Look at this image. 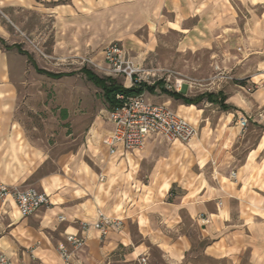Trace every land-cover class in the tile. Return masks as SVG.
<instances>
[{
  "label": "rangeland",
  "instance_id": "rangeland-1",
  "mask_svg": "<svg viewBox=\"0 0 264 264\" xmlns=\"http://www.w3.org/2000/svg\"><path fill=\"white\" fill-rule=\"evenodd\" d=\"M62 2L0 0V183L13 188H38L40 177L58 171L59 158L79 153L89 167L95 188L120 194L127 200L128 189L135 192L136 188L126 184V180L137 178L148 184L160 165L175 178L190 181L209 178L214 170L231 176L235 172L229 167L246 163L250 147L262 137L264 124L253 121V116H245L248 124L240 130L232 148L235 161L218 167L205 150L208 142L214 141V134L211 130L205 134V129L217 125L221 107L208 102L207 94L250 96L264 87V0L254 6L244 0H190L189 9L188 3L180 0L177 12L165 7L146 23L116 17L103 19L105 24L98 31L107 37H98L93 48L89 45L82 54L67 57L52 53L54 21L50 9ZM110 44H117L123 58L140 69V82H160L187 98L202 97L195 105L202 115L194 125L195 140L182 144L152 133L135 152L109 153L103 144L110 129L109 106L102 88L88 74L112 78L125 87L133 84L124 76L113 74L103 61V50ZM179 80L181 86L176 90ZM150 94L147 90L142 93L153 103L163 102L155 100L157 96L168 97L158 87ZM257 109L260 118L264 105ZM196 143H200L198 147ZM130 154L139 162L135 163ZM172 188V195L160 196L163 201L173 202L182 195L177 183H172ZM0 204L10 205L13 201L0 199ZM122 215L118 214L122 227L125 223L137 239L135 222ZM180 215L183 232L197 236V225L190 222L184 210ZM28 217L17 212L13 218ZM43 233L51 240L58 235L56 231ZM202 247L200 241L196 251ZM148 252L145 264H164L156 248L149 247ZM19 256L23 258L24 254L19 252ZM27 257L23 260H30V252Z\"/></svg>",
  "mask_w": 264,
  "mask_h": 264
},
{
  "label": "crops",
  "instance_id": "crops-1",
  "mask_svg": "<svg viewBox=\"0 0 264 264\" xmlns=\"http://www.w3.org/2000/svg\"><path fill=\"white\" fill-rule=\"evenodd\" d=\"M184 1L188 3L186 9H189L190 0ZM201 1L211 3L214 0ZM244 1L254 6L262 0ZM179 2L64 0L50 9L54 21L52 53L60 57L78 56L89 45L93 48L99 41L98 37L102 40L107 37L98 31L105 24L103 19L115 20L116 17L123 21L136 19L146 23L165 7L177 12ZM222 3L226 10L225 3ZM220 93L228 109H221L219 122L213 129H205V134L211 130L214 141H209L205 149L206 139L202 149L208 151L209 159L218 167H224L235 161L232 148L241 130L236 115L253 116V121L264 124V113L260 118L257 116L260 113L257 108L264 105V87L250 96ZM155 100L172 105L187 120L191 113L197 124L202 117L195 105H180L170 97L157 96ZM184 106L192 108H182ZM109 124L107 134L111 131ZM261 132L262 137L250 147L246 163L228 168L235 172L234 178L229 173L214 170L209 178L184 181L160 165L152 172L148 184L137 178L132 182L126 180V184L136 188L135 192L128 189L127 200L120 194H107L95 188L91 183L94 178L82 156L79 153L67 154L57 160V172L37 180V189L48 194L52 202L49 208H42L31 217L18 220L13 218L17 214L14 203L0 204V248L13 261L28 259L30 252L32 257L27 262L57 264L60 262L57 244L64 241L65 233L76 232L80 222L92 223L100 210L112 217L120 218L118 214H123L126 219L132 218L138 238H134L125 223L121 230H110L102 238L90 228L85 233L84 248L72 256V264L139 262L140 256L148 258L149 247L159 251L164 264H183L184 260L185 264H264V129ZM133 155L130 154L131 157ZM134 161L139 162L135 158ZM172 183H177L183 193L175 201L165 202L160 196L168 194ZM182 210L190 222L197 225V236L183 232ZM2 211L6 214H1ZM58 216H63L64 220H58ZM166 229H170V233ZM43 231L50 234L56 231L58 235L51 240ZM200 241L203 247L196 251ZM19 252L24 254L23 258Z\"/></svg>",
  "mask_w": 264,
  "mask_h": 264
},
{
  "label": "built area",
  "instance_id": "built-area-1",
  "mask_svg": "<svg viewBox=\"0 0 264 264\" xmlns=\"http://www.w3.org/2000/svg\"><path fill=\"white\" fill-rule=\"evenodd\" d=\"M103 61L113 74L124 76L133 84L140 83L137 74L139 68L131 61L123 58V52L117 44H110L103 50ZM181 86L176 83V90ZM165 89L169 86L163 85ZM171 91V90H170ZM121 104L108 111V119L111 123V131L103 139V144L110 154L115 152H129L142 148L147 136L152 133L160 134L166 140L189 143L197 135L196 127L177 114L164 103L148 101L142 94L123 97L117 95ZM237 124L244 130L248 124L245 116L237 117ZM232 177L235 173L231 174ZM103 180V176H100ZM10 198L21 217L34 215L37 211L49 208L52 202L44 191L35 187L13 188L0 183V199ZM63 221V216H58ZM123 220L119 217L109 216L98 210L92 223L80 222L76 232L65 233L64 241L57 244V253L60 262L57 264H72L74 253L85 246L86 232L95 229L99 237H104L110 230H119ZM139 261L146 263L145 256H140ZM0 264H32L23 260L13 261L9 259L0 248ZM42 264V263H35Z\"/></svg>",
  "mask_w": 264,
  "mask_h": 264
},
{
  "label": "trees",
  "instance_id": "trees-1",
  "mask_svg": "<svg viewBox=\"0 0 264 264\" xmlns=\"http://www.w3.org/2000/svg\"><path fill=\"white\" fill-rule=\"evenodd\" d=\"M88 78L93 81L97 86L102 88L103 96L109 106V110L121 104V100L117 98V95L128 97L142 94L145 90H147L149 93H153L157 87L162 93L166 94L173 100L181 101L184 105H197L202 100V97L191 99L183 96L181 92L169 91L165 89L160 82H154L151 85H147L146 83L140 82L137 84L134 83L129 87H125L122 84L116 83L115 80L112 78H99L92 73L88 74ZM207 97L208 102L214 104L218 103L221 109L223 110L228 109V106L224 104L225 98L220 92L217 94L208 93ZM172 193L173 188L171 187L168 194L172 195Z\"/></svg>",
  "mask_w": 264,
  "mask_h": 264
},
{
  "label": "bare ground",
  "instance_id": "bare-ground-1",
  "mask_svg": "<svg viewBox=\"0 0 264 264\" xmlns=\"http://www.w3.org/2000/svg\"><path fill=\"white\" fill-rule=\"evenodd\" d=\"M182 108H185V109H187V108H188V109H191L192 106H185V107H182ZM187 118H188V120H191V122H192L194 125H197V119H195L191 113H190V115H189Z\"/></svg>",
  "mask_w": 264,
  "mask_h": 264
}]
</instances>
